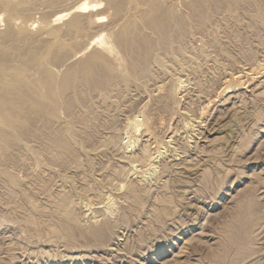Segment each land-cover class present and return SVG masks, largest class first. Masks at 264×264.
<instances>
[{
	"label": "rangeland",
	"instance_id": "1",
	"mask_svg": "<svg viewBox=\"0 0 264 264\" xmlns=\"http://www.w3.org/2000/svg\"><path fill=\"white\" fill-rule=\"evenodd\" d=\"M6 1L0 264H264V0Z\"/></svg>",
	"mask_w": 264,
	"mask_h": 264
},
{
	"label": "bare ground",
	"instance_id": "2",
	"mask_svg": "<svg viewBox=\"0 0 264 264\" xmlns=\"http://www.w3.org/2000/svg\"><path fill=\"white\" fill-rule=\"evenodd\" d=\"M22 1V0H21ZM0 3H3L4 5L7 3V1L6 0H0ZM20 3V0H12L11 2H9L8 4H7V6L9 7V9H10V13H12L14 10H15V6L16 5H18ZM94 6H96V4H91V5H89L87 2H82V3H80V4H78L77 6H76V10H80V11H82V10H87L89 7H94ZM74 9V8H73ZM71 10V9H70ZM74 11V10H73ZM14 13H15V11H14ZM2 14V13H1ZM67 13H65L64 11L63 12H59V13H56L53 17H54V20H60L63 16H65ZM12 15V14H11ZM9 16V18L8 19H11L12 17L10 16V15H8ZM104 17V16H103ZM100 18V17H99ZM0 19H1V17H0ZM35 22V21H34ZM60 22V21H59ZM39 26V25H38ZM26 35V34H25ZM79 38V37H78ZM99 39H101V37H98ZM97 38V39H98ZM96 39V40H97ZM110 39V38H109ZM93 40H95V39H93ZM95 40V41H96ZM109 43V42H108ZM114 44V43H113ZM112 44V45H113ZM52 45V44H51ZM106 45V44H105ZM89 47V46H88ZM17 48V47H16ZM105 48H106V46H105ZM50 49V48H49ZM2 50V49H1ZM14 50V49H13ZM65 51V50H64ZM111 51H112V49H111ZM46 53H47V49H46V51H45ZM45 55V54H44ZM44 55H39L40 56V58H38L40 61H42V59H44ZM85 68V67H84ZM83 68V69H84ZM260 70V69H259ZM20 73V72H19ZM42 76V75H41ZM52 77V76H51ZM69 77H70V75H69ZM9 84H10V81H8V80H5V79H0V86H2V87H8L9 86ZM6 89V88H5ZM9 89V88H8ZM48 89V88H47ZM2 90V89H1ZM0 90V91H1ZM3 91V90H2ZM41 92V91H40ZM16 94V93H15ZM5 99V98H4ZM3 103V102H2ZM22 103V102H21ZM137 127H138V125H136V129H137ZM145 133V132H144ZM158 150V149H157ZM155 151V150H154ZM154 153H156V152H154ZM151 154V153H150ZM155 157H156V155H153L152 157H150L151 158V160H153V159H155ZM149 159V158H148ZM150 160V161H151ZM152 162V161H151ZM150 162V166H152V163ZM148 166V165H147Z\"/></svg>",
	"mask_w": 264,
	"mask_h": 264
}]
</instances>
